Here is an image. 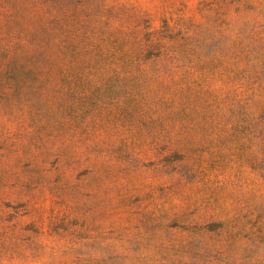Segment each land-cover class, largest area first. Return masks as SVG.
Instances as JSON below:
<instances>
[{"label": "rangeland", "instance_id": "rangeland-1", "mask_svg": "<svg viewBox=\"0 0 264 264\" xmlns=\"http://www.w3.org/2000/svg\"><path fill=\"white\" fill-rule=\"evenodd\" d=\"M0 264H264V0H0Z\"/></svg>", "mask_w": 264, "mask_h": 264}]
</instances>
